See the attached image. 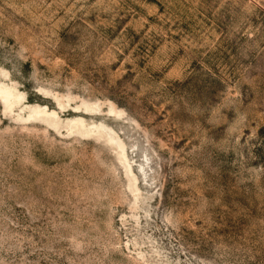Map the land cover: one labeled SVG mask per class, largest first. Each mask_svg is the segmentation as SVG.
Here are the masks:
<instances>
[{
    "label": "rangeland",
    "instance_id": "obj_1",
    "mask_svg": "<svg viewBox=\"0 0 264 264\" xmlns=\"http://www.w3.org/2000/svg\"><path fill=\"white\" fill-rule=\"evenodd\" d=\"M0 264H264V0H0Z\"/></svg>",
    "mask_w": 264,
    "mask_h": 264
}]
</instances>
